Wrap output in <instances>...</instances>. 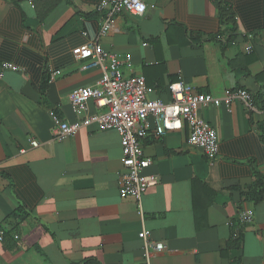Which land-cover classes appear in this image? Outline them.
<instances>
[{
	"label": "crops",
	"instance_id": "crops-1",
	"mask_svg": "<svg viewBox=\"0 0 264 264\" xmlns=\"http://www.w3.org/2000/svg\"><path fill=\"white\" fill-rule=\"evenodd\" d=\"M101 1L62 0L40 19L34 0H0V264H146L143 229L166 246L150 253V264H264V202L243 198L258 177L264 181V0H220L233 17L224 24L214 0H141L144 17L122 13L99 40L121 57L124 77L154 89L150 99L169 103L168 86L184 82L214 97L244 90L259 107H200L219 139L213 161L188 144L187 125L163 138L148 133L146 173L158 183L144 193L142 215L121 194L114 130L92 125L62 142L52 137L56 121L75 119L73 91L101 77L72 54L97 41ZM6 63L19 70L3 69ZM101 112L89 103L88 114ZM193 181L201 205L214 192L205 213L193 209ZM246 211L253 221L233 252L229 224Z\"/></svg>",
	"mask_w": 264,
	"mask_h": 264
},
{
	"label": "built area",
	"instance_id": "built-area-1",
	"mask_svg": "<svg viewBox=\"0 0 264 264\" xmlns=\"http://www.w3.org/2000/svg\"><path fill=\"white\" fill-rule=\"evenodd\" d=\"M147 6L141 0H102L97 7L101 17V26L97 41L75 48L72 54L77 60L85 61V69H98L100 79L94 86L78 87L70 97V108L75 119L72 122H55L52 131L53 140L62 142L74 137L81 129L97 125L102 130H114L120 138L121 165L123 174L120 178L121 194L136 201L139 214L142 215V197L144 193L158 183L156 176L147 174L152 160L145 156L142 142L148 133L163 138L167 133L181 130L183 125L189 129L188 144L199 149L204 156L213 161L219 150L216 131L198 114L204 105L230 107L241 103L248 111L257 112L254 100L247 91H226L223 97L199 94L184 82L171 83L167 91L171 101L150 99L154 89L148 87L142 77L126 78L121 72V57L105 51L99 40L110 31L113 20L122 13L144 17ZM249 46L246 52H252ZM129 62V60H128ZM3 69L18 71L12 64H3ZM57 73H52L49 82H53ZM92 102L101 113L88 114ZM53 113L51 114V116ZM33 149L40 147L36 140L30 141ZM238 223L230 222L234 240L238 238L243 225L253 221L251 211L240 212ZM5 233L0 231V242ZM143 252L146 264H150V253H161L165 244L154 242L145 229L141 232Z\"/></svg>",
	"mask_w": 264,
	"mask_h": 264
},
{
	"label": "trees",
	"instance_id": "trees-1",
	"mask_svg": "<svg viewBox=\"0 0 264 264\" xmlns=\"http://www.w3.org/2000/svg\"><path fill=\"white\" fill-rule=\"evenodd\" d=\"M217 2L220 13H221V20L222 23H231V20L233 19L232 15L229 12V9L224 5L220 0H214ZM62 0H34V5L36 9L37 15L42 19V17H46L51 11L54 10L59 4H61ZM49 83L48 77H46L43 81L42 87L40 88V95L42 98V103L45 102V96H46V90ZM254 105L259 109V107L256 105V102L254 100ZM261 131L264 133V127H261ZM199 185L198 181L192 182V188H193V209L195 213L199 214V212H204L207 209V206L211 204L212 198L214 197V192L211 190H208L210 194H212L211 200L206 203L205 205H201L196 199H195V191L197 186ZM243 198L246 201L260 203L264 202V181L262 178L258 177L255 181L252 189L248 191L247 193L243 194ZM239 237V236H238ZM234 240V239H233ZM231 240L230 247L228 250H231L233 252H237L239 248L241 247V237L237 238L236 240ZM233 264H237V260H233Z\"/></svg>",
	"mask_w": 264,
	"mask_h": 264
}]
</instances>
